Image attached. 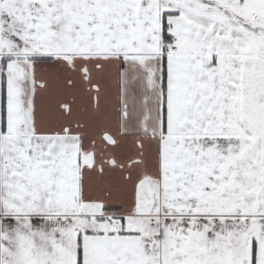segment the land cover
Instances as JSON below:
<instances>
[{
  "label": "snow or ice",
  "instance_id": "1",
  "mask_svg": "<svg viewBox=\"0 0 264 264\" xmlns=\"http://www.w3.org/2000/svg\"><path fill=\"white\" fill-rule=\"evenodd\" d=\"M0 264H264V0H0Z\"/></svg>",
  "mask_w": 264,
  "mask_h": 264
}]
</instances>
